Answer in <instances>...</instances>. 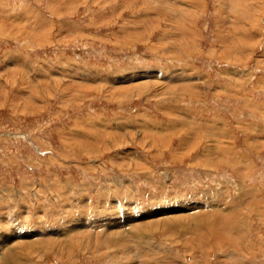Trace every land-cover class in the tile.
I'll use <instances>...</instances> for the list:
<instances>
[{"label": "rangeland", "instance_id": "obj_1", "mask_svg": "<svg viewBox=\"0 0 264 264\" xmlns=\"http://www.w3.org/2000/svg\"><path fill=\"white\" fill-rule=\"evenodd\" d=\"M0 264H264V0H0Z\"/></svg>", "mask_w": 264, "mask_h": 264}, {"label": "bare ground", "instance_id": "obj_2", "mask_svg": "<svg viewBox=\"0 0 264 264\" xmlns=\"http://www.w3.org/2000/svg\"><path fill=\"white\" fill-rule=\"evenodd\" d=\"M19 254V253H18Z\"/></svg>", "mask_w": 264, "mask_h": 264}]
</instances>
